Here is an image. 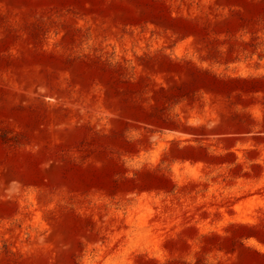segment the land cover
I'll use <instances>...</instances> for the list:
<instances>
[{"label":"rangeland","instance_id":"rangeland-1","mask_svg":"<svg viewBox=\"0 0 264 264\" xmlns=\"http://www.w3.org/2000/svg\"><path fill=\"white\" fill-rule=\"evenodd\" d=\"M0 264H264V0H0Z\"/></svg>","mask_w":264,"mask_h":264}]
</instances>
